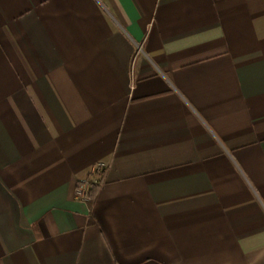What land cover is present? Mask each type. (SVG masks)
Returning <instances> with one entry per match:
<instances>
[{
	"label": "crops",
	"instance_id": "crops-1",
	"mask_svg": "<svg viewBox=\"0 0 264 264\" xmlns=\"http://www.w3.org/2000/svg\"><path fill=\"white\" fill-rule=\"evenodd\" d=\"M0 264H264V0H0Z\"/></svg>",
	"mask_w": 264,
	"mask_h": 264
},
{
	"label": "built area",
	"instance_id": "built-area-1",
	"mask_svg": "<svg viewBox=\"0 0 264 264\" xmlns=\"http://www.w3.org/2000/svg\"><path fill=\"white\" fill-rule=\"evenodd\" d=\"M106 168L107 167L104 163H98L94 166L92 174L95 178V180H94L95 185H100L103 183L104 178H105L104 176H105ZM76 195L79 198H82L84 200H88V198H89V192L85 191L84 187L82 185L77 187Z\"/></svg>",
	"mask_w": 264,
	"mask_h": 264
},
{
	"label": "trees",
	"instance_id": "trees-1",
	"mask_svg": "<svg viewBox=\"0 0 264 264\" xmlns=\"http://www.w3.org/2000/svg\"><path fill=\"white\" fill-rule=\"evenodd\" d=\"M97 191H98V186L97 185L93 186L89 193V203L90 204L94 201Z\"/></svg>",
	"mask_w": 264,
	"mask_h": 264
}]
</instances>
